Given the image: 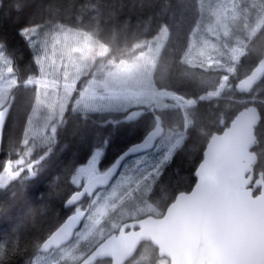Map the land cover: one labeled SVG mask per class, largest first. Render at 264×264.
Returning a JSON list of instances; mask_svg holds the SVG:
<instances>
[{"label": "snow or ice", "instance_id": "1", "mask_svg": "<svg viewBox=\"0 0 264 264\" xmlns=\"http://www.w3.org/2000/svg\"><path fill=\"white\" fill-rule=\"evenodd\" d=\"M146 6L141 0L140 7ZM26 4H17L19 12H23ZM183 5H171L169 11L175 16ZM257 7V5H253ZM264 14V0L258 6ZM233 16L237 12H243L244 7L236 3L232 4ZM227 12L228 9L225 8ZM222 22V17L217 16V23ZM264 24V19L261 20ZM61 27V26H57ZM171 27V25H169ZM169 27L160 29V35L155 41H144L132 45L133 51L138 50L139 55L125 61L120 59L119 63L109 59L96 64L88 63L94 56L84 54L82 48H72L70 51H80V62L73 63L75 76H69L67 66L65 69V83L63 93L57 102L50 106L52 113L51 130L53 135L48 138L47 143L37 147L29 136V130L24 128L22 136L18 139L15 134L8 133L10 156L0 160V217L9 211V206L15 204L19 209L17 230H22L33 221L35 230V216L39 209L36 204L53 202L57 194L53 191L56 186V178L60 175L61 169L57 170L56 149L57 137L65 132L69 120L65 117V110L70 107L69 101L74 99L73 93L77 91L75 81L81 76H91L87 85H97L107 91L113 85H118L121 92L118 95L110 96L108 99L114 101L111 111L127 113L123 119L127 121L141 117L144 113H151V131H147L143 140L129 149L132 152H146L152 147V141L161 135L163 128L164 114L157 109H172L184 113L183 127L187 134H191L200 127L202 134L207 138L211 132L207 125L197 124V109L201 102L212 101L219 98L222 90L227 88L239 89L245 93L248 99L242 102L244 111L233 121L232 127L223 136L211 135L207 151L203 154V160L199 164L196 175L199 182L190 192L181 191L175 196L174 202L148 203L141 199L140 205L134 207L129 214L124 215L121 209L126 205L122 202L119 205L116 201L105 197L106 206L110 204L113 212L101 225L97 216L103 217L104 212L97 211L87 216L92 222L90 228L84 225V231H75L80 218L85 215L80 207L73 208L85 194L88 196L99 195L93 192L92 188L103 186L113 178L116 165L120 163L123 156L118 158L114 164L107 167V170L97 168L99 148L95 142L90 146L92 155L86 166L76 168L74 165L65 169V179L71 177L72 184H80L78 177L87 178V182L81 184L83 191L75 190L70 196L64 198L63 208L69 209L65 217V223L49 235L40 245V250L47 253L55 252L51 264H67V257H71L75 264H132L139 253L143 257L142 249H151L152 256L147 264H264V187L254 190L253 180L255 167L264 162V55L259 57L258 66L249 68L250 74L245 73L240 78L238 65L242 64V58L250 51V44L256 36L260 25L252 27L245 24L242 31L246 33L243 38H237L235 45L225 43L223 48L225 54L229 55L227 65L220 60L214 63L218 69H223L229 75H223L216 84L205 85L203 82L195 83L199 93H192L193 98H187V94H177L175 90H167L170 85L161 83L156 79L161 71L160 63L157 60L160 41L168 35ZM62 30V28H61ZM44 32V25L36 21L25 22L20 26L19 34L26 38L29 45H34V40ZM84 35L85 47L91 39ZM224 36L228 37L227 30ZM67 39V37H66ZM119 36H117V43ZM100 51L99 56L104 57L109 51L105 43L95 41ZM153 45L155 47L153 48ZM35 63L40 65L43 75L44 61L47 59V42H44L45 55H41L42 49L38 45ZM7 47V39L0 35V79H4L9 87L16 84L12 61L4 55ZM148 49L146 54L144 49ZM194 67L197 65H193ZM198 66L204 68L201 61ZM4 69L11 79L5 76ZM230 75H235L239 83L233 86L230 83ZM259 81V82H257ZM26 83L48 86L47 80L28 78ZM89 92L86 86L79 91V98H76V106H72V112H83L84 118L88 119L89 114L99 111L91 102L95 99L94 94L85 99ZM102 99L104 97H101ZM165 100L171 103H164ZM9 101L6 97H0V137H3L8 122L12 119L9 108L6 107ZM240 103V101H237ZM135 105V108L133 107ZM58 106L59 120L55 117ZM258 108L260 110L258 111ZM139 109V110H136ZM191 110V111H190ZM110 111V113H111ZM107 123H118L119 121L109 119ZM191 124V127L189 125ZM184 142V134L180 133L174 137V142L169 141L167 150L161 158L151 165V171L135 180L137 186L144 182L155 181L160 177L162 166L173 161V158L180 154L181 144ZM2 148V145H0ZM259 148L257 152L254 149ZM70 150L65 145L62 152ZM175 154V155H174ZM127 155V153H125ZM144 162V157L137 160V164ZM50 169L45 173V169ZM139 171V170H138ZM264 173V168L261 169ZM41 173H45L41 175ZM39 177V179H37ZM47 191L40 200L33 199L30 186L33 183H42L49 180ZM124 178L121 177V180ZM131 180V178H128ZM121 181H118L120 183ZM257 185L261 182L257 181ZM135 189L129 185L125 197H130ZM11 192L9 198L8 193ZM125 197H121L123 201ZM98 201H92V205ZM91 207V206H90ZM90 233H95L89 236ZM73 240L75 243H73ZM85 243L82 245L81 241ZM158 252V255H157Z\"/></svg>", "mask_w": 264, "mask_h": 264}, {"label": "trees", "instance_id": "2", "mask_svg": "<svg viewBox=\"0 0 264 264\" xmlns=\"http://www.w3.org/2000/svg\"><path fill=\"white\" fill-rule=\"evenodd\" d=\"M146 6L140 7L141 0H0V35L7 39L5 55L12 61L16 84L11 87L7 100L11 103L10 113L12 119L8 122V128L2 137V148L0 149V160L10 156L8 133H13L19 139L23 130L27 127L29 119L37 102L38 95L36 86H24L28 78L37 76L38 65L35 63V53L27 43L26 38L19 34L20 26L25 22L36 21L41 25L55 24V26H67L83 33H88L95 41L105 43L109 51L100 59H93L92 64L103 60L112 59L116 63L120 59L131 61L134 56L139 55V51H133L132 45L144 41H155L160 35V29L169 27L168 35L160 43V53L158 62L161 71L156 79L163 84L170 85L167 90H175L177 94H187V98H193L192 93L199 92L195 83L203 82L205 85L216 84L223 75H229L223 69H218L215 65L216 60L227 65L229 55L225 54L223 45L231 43L235 45L237 38H243L246 34L242 31L245 24L252 27L260 25L256 36L250 44V51L246 57L242 58L243 63L238 65L240 78L244 74H249V68H254L258 63L259 57L264 54V14L258 7L262 0H232L244 7L243 12H237L235 16H229V11H225V1L220 0L216 3V8L212 6L211 0H144ZM17 4H26L23 12L16 8ZM183 5L181 10L173 16L169 6ZM257 5V7H253ZM218 6L224 10L219 15L225 16V22L218 24L214 34L208 29L205 32V39L212 44L210 50H205V55L199 57L196 64L188 62L189 53L194 51V46L201 41L199 32L208 23L212 24L211 14L213 8L217 11ZM215 15V13H214ZM208 25V26H209ZM209 28V27H208ZM210 29V28H209ZM229 33L224 36V31ZM117 36L119 42L117 43ZM155 45H153V48ZM203 61L205 67L200 68L198 64ZM197 65V66H193ZM81 76L78 85L86 80ZM239 80L235 75H230V83L235 86ZM69 101L70 107L65 110V117L69 123L65 125L66 131L57 137L56 149V169H61L60 175L56 178V186L53 191L57 194L53 202L47 205L40 203L34 205L39 211L33 221L22 230H17L19 209L13 211L15 204L9 206V211L0 217V264H34L43 254L40 245L54 232L69 214L68 208H63L62 203L66 196H70L77 188L76 184L71 183V177L65 179V169L67 166L74 165L76 168L84 165L92 155L91 145L95 142L96 147L103 151L100 161L102 169L110 166L113 161L124 152L130 145L141 141L151 131V113H144L141 117L134 120H124V113H113V111H96L89 114L85 119L83 112H72L71 107L76 101ZM44 98V95L40 94ZM58 99V96H56ZM248 99L246 94H238L232 88L222 90L219 98L212 101L201 102L197 109V124L207 125L211 135L220 133L233 120L239 111L243 109L242 102ZM240 101V103H237ZM164 103H171L165 100ZM9 104V103H8ZM7 104V105H8ZM135 108V107H134ZM139 110V109H136ZM260 110V108H258ZM164 114L162 121L167 131L174 134H184V142L181 144L180 154L173 158V161L162 166L161 179L155 180V190L158 193V201L151 195L149 203L169 204L175 195L181 191H190L195 183L194 172L202 160V154L211 138L202 134L198 127L189 136L187 129L183 125L184 113L176 112L172 109H157ZM191 111V110H190ZM47 114L46 108L42 115L37 118L39 126ZM109 119L117 120L118 123H107ZM191 127V124L189 125ZM258 131H264L259 129ZM53 135V134H52ZM50 131H42L32 139L37 147L47 143L52 136ZM69 146L68 151L62 152L64 146ZM162 150L161 155L167 150ZM259 152L260 149L256 148ZM175 155V154H174ZM264 168V162L257 164L255 173L258 174ZM50 169H45V173ZM45 173H41L44 175ZM39 179V177L37 178ZM158 181V191H157ZM49 180L42 183H33L30 186L33 199L40 200L48 188ZM258 192V189H256ZM9 198L11 192L8 193ZM143 199L142 190L132 198L126 199L123 203L130 211L134 207L141 206ZM89 206V202H87ZM91 237V236H90ZM74 243V242H73ZM85 242L82 241L83 245ZM143 257L138 253L132 264H147V260L152 256V250L142 249ZM70 256L67 257L69 261ZM51 262H49L50 264Z\"/></svg>", "mask_w": 264, "mask_h": 264}, {"label": "rangeland", "instance_id": "3", "mask_svg": "<svg viewBox=\"0 0 264 264\" xmlns=\"http://www.w3.org/2000/svg\"><path fill=\"white\" fill-rule=\"evenodd\" d=\"M219 1L220 0H211L212 6L216 8V3H218ZM224 1H225L224 8H232V0H224ZM218 10L219 11L213 8L212 14H211L212 24L209 25L210 23L209 22L208 23L209 26L207 25L204 29L201 30V32H199V38L201 39V41L194 42V45L195 43H197V46H194V51L193 52L191 51L189 53L187 57L188 62H191L192 64H196L198 62L199 57L205 55V50H210L212 48V44L209 43L205 39L204 35L206 32V29H208L210 33L212 34L215 33L214 30H216V28L218 27L217 16L222 17V22L219 24H223L225 22V16L223 14L219 15V13L221 14L222 12H224V10L220 9V6H218ZM228 14L229 16L233 15L230 11ZM82 34H87V36L91 38L88 41L87 47H85L84 35ZM45 41L47 42V50H46L47 59L44 61L43 75L41 74V67L40 65H38L39 67L37 68L38 74L36 77H33V78L34 80L36 79L47 80L48 86L44 87L43 85L36 84L37 92H39L41 95L43 93L44 98L40 96V94L38 95L39 97L37 99V102L35 103L32 116L29 119V122L27 124V128L29 130V136L32 139L34 138L36 134L42 131H50V134L51 135L53 134L51 127H50L51 125L50 117L52 116V113L50 111V106H52L53 104L57 102L58 99L56 98V96H58L59 98L63 93L66 66H67V71L69 73V76H75V69L73 67V63L80 62L81 52L80 51L73 52L70 50L72 48H82L84 49L85 55L89 57L94 56L95 59L102 58L101 56L98 55L100 49L98 45L95 46L93 44L94 42H92L91 35H89L88 33L80 32L78 30H75L67 26L57 27L53 23L44 26V32L40 35V37L34 40V45H38L42 49L40 53L42 56L45 55V52L43 51ZM34 45H29V46L34 51L35 57H36L37 48ZM144 51L146 54L148 53L147 48H145ZM159 53H160V50H159ZM92 60L93 59H89L87 62L92 64ZM2 67H3V63L0 62V68ZM4 72H5V76L8 79L12 78L11 76L7 74L6 69H4ZM85 78L86 77H84V79ZM91 79L92 77L88 76L86 80H84V82L81 83L80 85H78L79 81L77 79L75 81L77 85V91L74 92L73 94L76 93L77 94L76 98H79V91L87 86L89 88V92L85 94V99L82 100L81 103L83 104L85 100L87 99V97L92 96L94 94L95 99L89 102L93 103L99 109V111H103V112L111 111V106L114 103V101L108 99V97L120 94V92L122 91L121 88L118 85H113L107 91H105L103 90L102 87H98L95 84L87 85V81ZM11 87L8 86V84L6 83L4 79H0V97L8 98ZM101 97H104V98L102 99ZM73 106L79 107L76 105V101L74 102ZM133 107H135V105H133ZM45 108L47 110V114L45 115L44 117L45 119L40 123V126H39L37 118H39L42 115L43 109ZM113 113H119V112L113 111ZM124 114L126 115L127 113H124ZM55 117L57 120H59L58 106L55 111ZM173 136H174L173 133H171L170 131H167L165 135L159 140L156 147L152 151L147 152L145 154L138 155V156H132L128 158L126 161H124L118 175L116 176L114 181L111 183V185H109L106 188H101L97 190L96 192H99L100 193L99 195L90 196L92 201H98V203L95 205H92L91 203V209L88 215L91 213H96L97 211L104 212L103 217H100V216L96 217L97 219H100L101 225H104L105 221H107L108 217L113 212L112 208L110 207V204L106 206L104 198L105 197L109 198V201L114 200L119 205L120 203L124 202L126 199L132 198L137 193V189L142 183H143V186H142L143 199H146L147 202L149 203L148 196L149 194H151L158 201V193L157 192L153 193V191L155 190V181H152V180L148 181L147 186L145 185L144 182H141V184L137 186V184L135 183V180L141 176L142 172H143V175H147L148 172L151 171V165L161 158L162 150L166 149L165 147L169 146V141H172ZM101 156L102 155L100 154L98 157V162H97V168L99 170H101L100 169V161L102 158ZM141 157H144V162L141 164H137V160H139ZM87 163L84 164L83 166H86ZM161 175L162 174H160V177L158 178V180L161 179L162 177ZM121 177H123L124 179L121 180ZM128 178H131V180H129ZM78 180L80 182H84V181H87V178L80 176L78 177ZM118 181H121V182L118 183ZM131 184H134L131 188L135 189V191L132 193L130 197H125V192L128 189V186ZM157 191H158V181H157ZM121 197H125L123 201L121 200ZM77 207H80L81 210L84 211L83 207L81 206H77ZM121 212L124 215H127L129 214L130 210L128 209L126 205L124 208L121 209ZM85 224H88L90 228L92 227V222L89 221L86 217L83 225L77 231L78 232L84 231ZM90 234H93V233H90ZM56 255L57 253L55 252L45 253L36 262H34V264H49L53 256H56ZM67 264H75V262L70 257L69 261H67Z\"/></svg>", "mask_w": 264, "mask_h": 264}, {"label": "water", "instance_id": "4", "mask_svg": "<svg viewBox=\"0 0 264 264\" xmlns=\"http://www.w3.org/2000/svg\"><path fill=\"white\" fill-rule=\"evenodd\" d=\"M256 66H258V64H257ZM257 82H259V81H257ZM238 83H239V82H238ZM238 83H237V84H238ZM236 91H237L238 93H242L239 89H236ZM7 107L9 108V111H10L11 103H10ZM243 111H244V109H242V110H241V111L235 116V118H236L237 116H239V114H240L241 112H243ZM235 118H234V119H235ZM234 119H233V120H234ZM233 120H232V121H233ZM232 121L230 122L229 126H228L226 129L223 130L222 133H220V134H213V135H214V136H223L224 133H225L226 131H228V129H230V128L232 127ZM163 134H164V128H162L161 135H158V136L156 137V139L152 141V147H151L150 149L146 150V152L149 151V150H151V149H153V148L155 147L157 141L163 136ZM142 140H143V139H142ZM142 140H141V141H142ZM210 140H211V139H210ZM210 140H209V142H210ZM141 141H140V142H141ZM140 142L131 145L129 148H127L123 153H121V154L115 159V161H116L118 158H120L121 156H123V159L120 160V163L116 165V171L113 173V178L110 179L109 182H108L107 184L103 185V186H99V185H97V186L93 187V188H92V191H95V190L98 189L99 187L108 186V185L112 182V180L114 179V177L117 175V173H118V171H119V169H120V166H121V164L123 163V161H124L125 159H127L128 157L133 156V155H138V154H141V153H145V152H132V151H129L130 148H132L133 146L139 144ZM209 142H208V143H209ZM0 145H2V137H0ZM207 148H208V144H207V146H206L204 152L207 151ZM0 149H1V148H0ZM204 152H203V154H204ZM125 153H127V155H125ZM202 160H203V159H202ZM115 161L113 162V164L115 163ZM201 162H202V161H201ZM201 162H200V163H201ZM200 163H199V164H200ZM198 166H199V165H198ZM197 169H198V167H197ZM197 169L195 170V178H196L195 184H194V186L192 187V189H191L188 193H190V192L195 188V185L199 182V177L196 175V171H197ZM257 181H260L261 184H260V185H257V183H256ZM251 183L253 184V188H254V190H255L256 188L264 187V176H263V174H262V173H259V174L257 175V177L253 176V180L251 181ZM83 190H84L83 187H81L80 191H83ZM258 194H259V193H258ZM86 195H87V194H85L83 197H81V200H80L79 202H77L75 205H77L78 203H80V202L84 199V197H85ZM178 195H179V194H178ZM178 195H177V196H178ZM173 202H174V201H173ZM75 205H74V206H75ZM74 206H72V207H74ZM82 221H83V217L80 218V222L76 225V229H75V231L81 226ZM64 223H65V221H64L59 227H61ZM59 227H58V228H59ZM157 255H158V252H157Z\"/></svg>", "mask_w": 264, "mask_h": 264}]
</instances>
